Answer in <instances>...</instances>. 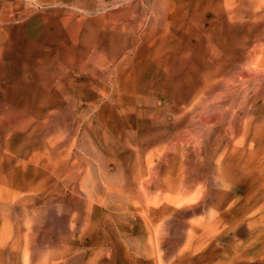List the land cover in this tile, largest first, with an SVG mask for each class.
Here are the masks:
<instances>
[{
    "label": "rangeland",
    "instance_id": "374dc122",
    "mask_svg": "<svg viewBox=\"0 0 264 264\" xmlns=\"http://www.w3.org/2000/svg\"><path fill=\"white\" fill-rule=\"evenodd\" d=\"M148 1L0 0V264H51L83 242L114 247L80 260L69 257L67 264H132L133 254L140 257L138 264H198L234 243L223 240L219 249L213 245L187 255L190 221L210 218L226 197L225 185L214 177L218 160L234 156L223 155L232 151L221 147L222 140L241 137L244 127L264 140V82L247 80L254 76L248 73L251 58L264 55L262 0ZM129 146L134 162L144 151L152 155L158 195L184 188L206 198L194 219L195 204L173 211L163 223L157 214L153 245L123 209L129 165L110 166L105 158L104 149L127 152ZM47 159L53 165L44 166ZM6 191L27 198L12 207ZM101 200L105 224L81 232L90 215L91 221L98 219L91 205ZM52 212L61 222L48 229L41 222ZM65 219L68 226L76 222L74 238ZM37 224L41 232L29 233Z\"/></svg>",
    "mask_w": 264,
    "mask_h": 264
},
{
    "label": "bare ground",
    "instance_id": "6f19581e",
    "mask_svg": "<svg viewBox=\"0 0 264 264\" xmlns=\"http://www.w3.org/2000/svg\"><path fill=\"white\" fill-rule=\"evenodd\" d=\"M52 1V0H51ZM148 1V0H147ZM159 1V0H158ZM246 1V0H245ZM149 2V1H148ZM154 2V1H153ZM241 2V1H240ZM48 3V2H47ZM109 3V2H108ZM147 3V2H146ZM124 4V3H123ZM148 4V3H147ZM154 4V3H153ZM247 4V3H245ZM133 5V4H132ZM145 5V3H144ZM168 5V4H167ZM262 10H264V0L259 3ZM137 6V5H136ZM150 6V5H149ZM65 7V6H64ZM108 7V6H107ZM118 7V6H117ZM120 7V6H119ZM140 7V6H139ZM176 7V6H175ZM115 8V7H114ZM136 8V7H135ZM150 8V7H149ZM171 9V8H170ZM238 9V8H237ZM13 10V9H12ZM70 10V9H69ZM75 10V9H74ZM137 10V8H136ZM152 10V9H151ZM50 11V10H49ZM82 12V11H81ZM85 12V11H84ZM39 13V12H38ZM71 13V12H69ZM152 13V12H150ZM75 14V13H74ZM80 14V13H79ZM98 14V13H97ZM104 14V13H103ZM100 15H102L100 13ZM79 16V15H78ZM99 16V15H98ZM261 16V15H259ZM48 17V16H47ZM75 17V16H74ZM86 17V16H85ZM168 17V16H167ZM40 18V17H39ZM64 18V17H63ZM62 18V19H63ZM69 18V17H68ZM151 18V16L149 17ZM253 18V17H252ZM260 18V17H258ZM29 19V18H28ZM61 19V20H62ZM79 19V18H78ZM176 19V18H175ZM32 20V19H31ZM30 20V21H31ZM42 20V19H41ZM49 20V19H48ZM179 20V18H178ZM22 21V20H21ZM153 21V20H152ZM23 22V21H22ZM88 22V21H87ZM130 22V21H129ZM178 22V21H177ZM175 21V23H177ZM20 23V22H19ZM38 23V22H37ZM42 23V22H41ZM153 23V22H152ZM191 23V22H190ZM65 24V23H64ZM261 24V23H260ZM38 25V24H37ZM66 25V24H65ZM92 25V24H91ZM90 25V26H91ZM135 25V24H134ZM171 25V24H170ZM263 25V24H262ZM7 26V25H6ZM5 26V27H6ZM94 26V25H93ZM206 26V25H205ZM264 26V25H263ZM262 26V27H263ZM3 27V26H2ZM27 27V26H26ZM144 27V26H143ZM182 27V26H181ZM42 28V27H41ZM89 28V27H88ZM92 29V28H91ZM145 29V28H144ZM165 29V28H164ZM19 30V29H18ZM44 30V29H43ZM95 30V29H94ZM259 30V28H258ZM39 31V30H37ZM146 31V30H145ZM148 31V30H147ZM163 31V30H162ZM237 31V30H236ZM255 31V29H254ZM3 31H1L2 33ZM8 32V30H7ZM10 32V31H9ZM14 32V31H13ZM96 32V31H95ZM171 32V31H170ZM100 33V32H99ZM119 33V32H118ZM141 33V32H140ZM164 33V32H163ZM90 34V33H89ZM98 34V32H97ZM101 34V33H100ZM127 34V33H126ZM172 34V32H171ZM170 34V35H171ZM95 35V34H94ZM39 36V35H38ZM64 36V35H63ZM92 36V35H91ZM155 36V35H154ZM253 36H251L252 38ZM4 38V36H3ZM136 38V37H135ZM134 38V39H135ZM158 38V37H157ZM162 38V37H161ZM250 38V37H249ZM93 39V38H91ZM106 39V38H105ZM131 39V38H130ZM263 39V38H262ZM160 40V39H159ZM168 40V39H167ZM170 40V39H169ZM181 40V39H180ZM128 41V40H127ZM142 41V40H141ZM264 41V40H263ZM11 42V41H10ZM131 42V41H130ZM153 42V41H152ZM179 42V41H178ZM184 42V41H183ZM186 42V41H185ZM170 43V42H169ZM103 44V43H102ZM107 44V43H106ZM129 44V43H128ZM179 44V43H178ZM88 45V44H87ZM133 45V44H132ZM159 45V44H158ZM175 45V44H172ZM171 45V46H172ZM258 45V44H257ZM10 46V45H9ZM7 47V46H6ZM5 47V48H6ZM126 47V46H125ZM152 47V46H151ZM155 47V46H154ZM175 47V46H174ZM255 47V46H254ZM262 47V46H261ZM10 48V47H9ZM101 48V47H100ZM153 48V47H152ZM137 49V48H136ZM183 49V48H182ZM126 50V49H125ZM132 50V49H131ZM164 50V49H163ZM174 50V49H173ZM169 51V50H168ZM171 51V50H170ZM181 51V50H180ZM251 51V50H250ZM177 52V51H175ZM3 53V52H2ZM35 53V52H34ZM77 53V52H76ZM97 53V52H96ZM172 53V52H171ZM78 54V53H77ZM93 54V53H92ZM133 54V53H132ZM1 55V54H0ZM67 55V54H66ZM123 55V54H122ZM6 56V55H5ZM74 56V55H73ZM126 56V55H125ZM254 56V55H253ZM66 57V56H65ZM76 57V56H74ZM79 57V56H78ZM251 58L250 64L253 68L248 71V73H254V76L248 75V81L254 80L256 83L260 84L264 81V55L254 56ZM64 58V57H63ZM168 58V57H167ZM165 57V59H167ZM94 59V58H93ZM121 59V57H120ZM124 59V58H123ZM152 59V58H151ZM173 59V58H171ZM170 59V60H171ZM250 59V58H249ZM66 60V58H65ZM76 61V59L74 60ZM84 61V60H83ZM150 61V60H149ZM153 61V60H151ZM156 61V60H154ZM158 61V60H157ZM165 61V60H163ZM250 61V60H249ZM169 62V61H168ZM172 62V61H171ZM117 63V62H116ZM124 63V62H123ZM153 63V62H152ZM173 63V62H172ZM129 65V64H128ZM132 65V64H131ZM149 65V64H147ZM165 65V64H164ZM171 65V64H169ZM127 66V65H126ZM237 67V66H236ZM247 67V66H245ZM251 67V66H250ZM249 67V68H250ZM112 68V67H111ZM118 68V67H117ZM29 69V68H28ZM129 69V68H128ZM158 69V68H157ZM246 69V68H245ZM244 69V70H245ZM87 71V70H86ZM3 72V71H2ZM90 72V71H89ZM92 72V71H91ZM103 72V71H102ZM124 72V71H123ZM125 73V72H124ZM123 73V74H124ZM239 73V72H238ZM92 74V73H90ZM106 74V73H105ZM171 74V73H170ZM244 74V73H243ZM80 75V74H79ZM103 76V75H102ZM123 76V75H122ZM238 76V75H237ZM1 77V76H0ZM68 77V76H67ZM116 77V76H115ZM244 77V75H243ZM112 78V77H111ZM154 78V77H153ZM237 78V77H236ZM235 78V79H236ZM117 79V77H116ZM232 79V78H231ZM234 79V78H233ZM243 79V78H242ZM241 79V80H242ZM122 80V79H121ZM230 80V79H229ZM229 80L227 81L228 83ZM240 80V84H241ZM154 81V80H153ZM161 81V80H160ZM233 81V80H232ZM239 80H237L238 82ZM246 82V80L243 79ZM242 81V82H243ZM54 83V82H53ZM111 83V82H110ZM77 84V83H76ZM97 84V83H96ZM155 84V83H154ZM153 84V85H154ZM226 84V82H225ZM233 84V82L231 83ZM237 84V83H236ZM249 84V83H248ZM252 84V83H251ZM89 85V84H88ZM126 85V84H125ZM134 85V84H133ZM262 85V84H261ZM31 86V85H30ZM84 86V85H83ZM229 86V85H226ZM233 86V85H231ZM251 86V85H250ZM29 87V86H28ZM114 87V86H113ZM262 87V86H260ZM259 87V88H260ZM57 88V87H56ZM227 88V87H226ZM225 88V89H226ZM234 88V87H232ZM241 88V87H240ZM87 89V87H86ZM173 89V88H171ZM230 89V87H228ZM249 89V88H248ZM253 89V88H252ZM30 90V89H29ZM112 90V89H110ZM221 90V88H220ZM236 90V88H235ZM260 90V89H259ZM78 91V90H77ZM80 91V90H79ZM104 91V90H103ZM118 91V90H117ZM227 91V90H226ZM234 91V90H233ZM248 91V90H247ZM246 91V92H247ZM257 91V90H256ZM255 91V92H256ZM62 92V91H61ZM231 92V91H230ZM89 93V92H88ZM250 93V92H249ZM157 94V93H156ZM225 94V93H224ZM223 94V95H224ZM230 94V93H229ZM232 94V92H231ZM234 94V93H233ZM226 95V94H225ZM223 96V98L225 97ZM70 96V95H69ZM122 96V95H120ZM119 96V97H120ZM126 96V95H125ZM150 97V96H149ZM152 97V96H151ZM162 97V96H161ZM222 97V96H221ZM247 97V96H245ZM118 98V97H117ZM216 98V97H215ZM230 98V97H229ZM163 99V98H162ZM221 99V98H220ZM220 99L219 102H220ZM226 99V98H225ZM233 99V98H231ZM259 99V98H257ZM130 100H132L130 98ZM139 100V99H138ZM164 100V99H163ZM215 100V99H214ZM218 100L216 102H218ZM227 100V99H226ZM105 101V100H104ZM122 101V100H121ZM245 101V100H244ZM160 102V101H159ZM215 102V103H216ZM218 102V103H219ZM120 103V101H119ZM168 103V102H167ZM233 103V102H231ZM90 104V103H89ZM213 104V103H212ZM127 105V104H126ZM160 105V104H159ZM214 105V104H213ZM230 105V104H229ZM128 106V105H127ZM209 106V104H208ZM220 107V104L218 105ZM245 106V105H244ZM213 107V106H212ZM217 107V106H216ZM227 107V106H226ZM229 107V106H228ZM186 108V107H185ZM241 108V107H240ZM208 109V107L206 108ZM210 109V108H209ZM214 109V108H212ZM223 109V108H222ZM99 110V109H98ZM125 110V109H124ZM141 111V110H140ZM50 112V111H49ZM97 113V111H95ZM227 112V111H226ZM231 112V110L229 111ZM240 112V111H239ZM154 113V112H153ZM202 113V112H201ZM63 114V113H62ZM95 114V113H94ZM129 114V113H128ZM152 114V113H151ZM203 114V113H202ZM224 114V112L222 113ZM64 115V114H63ZM67 115V114H66ZM126 116V115H125ZM196 116V115H195ZM231 116V115H230ZM202 118V116H200ZM204 117V116H203ZM219 117V116H217ZM63 118V117H62ZM171 118V116H170ZM192 118V117H191ZM205 118V117H204ZM59 119V118H58ZM195 119V118H194ZM199 119V117H198ZM211 119V118H210ZM215 119V117H214ZM220 119V117H219ZM45 120V119H44ZM53 120V119H52ZM202 120V119H201ZM213 120V119H212ZM148 121V120H147ZM197 121V120H195ZM208 119V123H210ZM217 121V120H216ZM223 121V120H222ZM56 122V121H55ZM63 122V121H62ZM76 122V121H75ZM143 122V121H142ZM203 122V121H202ZM88 123H90L88 121ZM95 123V122H94ZM133 123V122H132ZM146 123V122H145ZM200 123V122H199ZM219 123V121H218ZM223 123V122H221ZM219 123V124H221ZM92 124V122L90 123ZM52 125V124H51ZM193 125V124H191ZM123 126V125H122ZM206 126V125H205ZM231 126V125H230ZM124 127V126H123ZM203 127V126H202ZM237 127V126H236ZM51 130V126L48 127ZM47 128V129H48ZM58 128V127H57ZM56 128V129H57ZM62 128V127H61ZM68 128V127H66ZM207 128V127H206ZM209 128V127H208ZM216 128V127H215ZM55 129V130H56ZM63 129V128H62ZM75 129V128H74ZM78 129V127H77ZM125 129V128H124ZM199 129V128H197ZM211 129V128H210ZM49 130V131H50ZM203 130V129H202ZM241 130V129H240ZM60 131V130H59ZM100 131V130H99ZM236 131V130H235ZM239 131V130H238ZM61 132V131H60ZM74 132V131H73ZM79 132V131H78ZM188 132V131H187ZM207 132V131H206ZM251 130L244 127L241 137L237 139L222 140L221 147L230 149L232 152L224 151L223 155L230 154L231 157L225 162L223 160H218L217 162V173L218 177L214 180L222 181L226 187V194L222 202L218 203L217 206L213 209L210 218H197L196 220L190 221L188 226V247L187 253L188 256L193 254H198L204 252L206 249L210 248L213 245L219 249L220 243L223 240L233 239L234 243L229 246V250H220L218 255L213 258H206L200 260L198 264H241L245 260L253 259H264V140L257 139ZM192 133H195L194 130ZM204 133V132H203ZM50 134V133H49ZM68 134V133H67ZM74 134V133H73ZM107 134V133H105ZM185 134V133H184ZM187 134V133H186ZM236 134V133H235ZM102 135V134H101ZM196 135V134H195ZM198 135V134H197ZM241 135V133H240ZM41 136V135H40ZM107 136V135H106ZM186 135H183V137ZM42 137V136H41ZM45 137V136H44ZM62 137V136H61ZM103 137V136H102ZM110 137V136H109ZM127 137V136H126ZM195 137V136H194ZM206 137V135H205ZM40 138V137H39ZM129 138V137H128ZM127 138V139H128ZM186 138V137H185ZM184 138V139H185ZM189 138V135H188ZM110 139V138H109ZM130 139V138H129ZM187 139V138H186ZM193 139V138H192ZM67 140V139H66ZM65 140V141H66ZM89 140V139H88ZM107 140V139H106ZM111 140V139H110ZM121 140V139H120ZM149 140V139H146ZM64 141V142H65ZM95 141V140H94ZM101 141V140H100ZM108 141V140H107ZM58 142V141H57ZM61 142V143H64ZM78 142V141H77ZM53 143V142H52ZM51 143V144H52ZM110 142H108L109 144ZM201 143V142H200ZM107 144V143H106ZM169 144V142H168ZM54 145V144H52ZM51 145V147H52ZM64 145V144H63ZM148 145V144H147ZM189 145V144H188ZM194 145V144H193ZM112 146V145H111ZM176 146V145H175ZM196 146V145H195ZM76 147V146H75ZM93 147V146H92ZM199 147V146H198ZM62 148V147H61ZM57 150V149H56ZM105 158L108 161L109 165L112 164L116 166L129 165L128 167V187L127 190V205L123 207L124 211L129 214L130 218L133 220L135 226L136 223L139 224L138 229L148 237L147 241L149 245H153V237L155 234V216L162 215L160 222H164L165 217L168 214H171L173 211L180 208L183 209L184 206H189L190 204H195L193 207H190L193 217H200L198 214V207L200 205H206V198H204L200 193L192 196L190 190H184V188L179 191L176 195L171 193H156L154 189V171L152 167L151 154H147L146 151L139 153L134 162L132 146L128 147V151L119 150L118 148L104 149ZM41 153V152H40ZM104 153V152H103ZM169 153V152H168ZM172 153V152H171ZM53 155V154H51ZM35 157V156H34ZM33 157V158H34ZM223 157V156H222ZM55 158V157H54ZM224 158V157H223ZM84 159V158H83ZM36 160V159H35ZM105 160V161H106ZM133 160V161H132ZM17 161V159H16ZM21 161V160H20ZM34 161V160H33ZM51 159H47L43 164L53 165ZM58 161V160H57ZM56 161V162H57ZM60 161V160H59ZM78 161V160H77ZM82 160H80L81 162ZM36 162V161H35ZM55 162V161H54ZM55 162V163H56ZM74 162V161H73ZM79 162V163H80ZM102 162V161H101ZM62 163V162H61ZM86 163V162H85ZM90 163V162H89ZM198 163V162H197ZM36 164V163H35ZM71 164V163H70ZM83 164V163H82ZM163 164V162H161ZM28 165V164H27ZM56 165V164H54ZM64 165V164H63ZM79 165V164H78ZM209 165V164H208ZM41 166V165H40ZM89 167V166H88ZM105 167V165H104ZM107 167V166H106ZM42 168V167H41ZM58 168V167H57ZM125 169V168H124ZM54 170V169H53ZM79 170V168H78ZM107 170V169H106ZM123 170V169H122ZM126 171V170H125ZM212 171V170H211ZM210 171V172H211ZM69 172V171H67ZM197 172V171H196ZM86 174H90L87 172ZM107 174V173H106ZM59 175V173H58ZM79 175V174H78ZM118 175V174H117ZM204 175V174H203ZM208 175V174H207ZM101 176V175H100ZM106 176V175H105ZM216 176V175H215ZM56 177V176H55ZM87 177V176H86ZM93 177V176H92ZM91 177V178H92ZM104 177V176H103ZM156 177V176H155ZM196 177V176H195ZM202 177V176H201ZM82 178V177H81ZM109 178V177H108ZM122 178V177H121ZM119 178V180L121 179ZM213 178V177H212ZM85 179V178H84ZM90 179V178H89ZM88 179V180H89ZM115 180V179H114ZM118 180V179H117ZM122 180V179H121ZM211 179L207 177L205 183ZM96 181V180H95ZM94 181V182H95ZM124 181V180H122ZM87 182V181H85ZM84 183V182H83ZM209 183V182H208ZM85 184H88L85 183ZM118 184V183H117ZM121 184V183H120ZM59 185V184H58ZM83 185V184H82ZM79 186V185H78ZM98 186V185H96ZM116 186V185H115ZM96 189V188H95ZM210 189V188H209ZM81 190V188L79 189ZM162 190V189H160ZM225 190V191H226ZM197 191V190H196ZM71 192V191H70ZM81 192V191H80ZM85 192V191H84ZM121 192V191H117ZM200 192V191H199ZM52 193V191H51ZM102 193V192H101ZM6 194L11 196V206H19L26 200V194L24 192L16 191H6ZM73 194V193H72ZM84 194V193H83ZM91 194V193H89ZM97 194V193H96ZM85 196V194H84ZM120 196V195H119ZM118 196V197H119ZM36 197V196H35ZM85 198V197H83ZM116 198V197H115ZM227 198V201H226ZM114 199V198H113ZM46 201V200H45ZM49 202V201H48ZM56 202V200H55ZM59 202V201H58ZM224 203V204H223ZM56 204V203H55ZM47 206V205H46ZM91 213L95 216L98 215V219L91 221V215L88 218L87 222L83 223L84 228L81 229V232L90 230L91 227L96 225L103 226L105 224L104 208H106L105 200H101L91 205ZM55 208H52L54 210ZM56 210V209H55ZM90 213V211H89ZM191 213V212H190ZM75 214V213H74ZM201 214V213H200ZM124 215V214H123ZM118 216V215H117ZM125 217V216H124ZM204 217V216H203ZM187 219V218H186ZM128 220V219H127ZM192 220V219H191ZM90 221V222H89ZM41 222V221H40ZM61 219L57 212H52L45 218V221L41 222L43 225H46L48 229H53L59 225ZM64 226L71 234L72 238L75 237L78 228L76 227V222H72L67 225V219L64 220ZM98 222V224H97ZM122 222V221H121ZM130 222V221H129ZM178 222V221H177ZM14 223V222H13ZM183 223V222H182ZM167 225V224H165ZM55 226V227H54ZM133 225V227H135ZM170 226V225H168ZM184 227V226H182ZM19 228V227H18ZM167 228V226H166ZM171 228V226H170ZM20 231H26V228L20 226ZM40 231V225L37 224L34 227H28V232L30 230ZM163 229V228H162ZM168 230V229H167ZM171 230V229H170ZM1 231V230H0ZM14 231V230H13ZM186 231V230H185ZM173 232V231H172ZM164 233V232H163ZM22 234V233H21ZM46 235V234H45ZM13 236V235H12ZM44 236V235H43ZM15 237V236H14ZM86 237V236H85ZM172 237V236H171ZM185 237V236H184ZM41 238V236H40ZM52 238V236H51ZM84 238V237H83ZM177 238V237H176ZM187 238V237H186ZM14 239V238H13ZM17 239V238H16ZM27 239V238H26ZM32 239V238H31ZM127 239V238H126ZM129 239V238H128ZM138 239V238H137ZM33 240V239H32ZM39 240V239H38ZM136 241V240H135ZM187 241V240H186ZM15 242H17L15 240ZM125 242V241H124ZM134 242V241H133ZM25 243V242H24ZM29 243V242H28ZM45 243V242H44ZM187 243V242H186ZM185 243V244H186ZM39 244V243H38ZM52 244V242H51ZM120 244V243H118ZM9 245V244H8ZM14 245H17L15 243ZM147 245V244H146ZM25 246V245H24ZM29 246V245H28ZM79 249H75L71 246L66 251L63 257H60L59 260L50 261L51 264H67L70 261H67L69 257H74V260H80L79 258L93 257L97 256L100 253L112 252L113 247L107 245L96 248L92 244H86L83 242L79 245ZM12 247V246H11ZM30 247V246H29ZM145 247V246H144ZM152 247V246H151ZM164 247V246H163ZM15 248V247H14ZM149 249V248H148ZM17 250V249H16ZM101 250L100 252H97ZM163 250V249H162ZM24 251V250H23ZM135 251V250H134ZM154 251V250H153ZM161 251V250H160ZM11 253V252H10ZM22 253V252H21ZM138 253V252H137ZM148 253V252H147ZM165 253V252H164ZM142 254V253H141ZM160 254V253H159ZM25 255V254H23ZM134 256H129V260L132 264H138L140 262V257L133 254ZM148 255V254H147ZM11 256V255H10ZM38 256V255H37ZM145 256V255H144ZM152 256V255H151ZM162 257V254H161ZM165 257V256H164ZM168 257V256H167ZM20 258V257H19ZM38 258V257H37ZM192 258V257H191ZM196 258V257H195ZM113 259V258H112ZM194 259V258H193ZM199 259V258H198ZM38 260V259H37ZM176 260V259H175ZM94 261V260H92ZM34 262V261H33ZM73 262V260H72ZM95 262V261H94ZM103 263V262H102ZM173 263V262H172ZM261 263V262H260ZM31 264V263H30ZM35 264V263H34ZM101 264V263H100ZM164 264V263H162ZM166 264V263H165ZM190 264V263H189Z\"/></svg>",
    "mask_w": 264,
    "mask_h": 264
}]
</instances>
